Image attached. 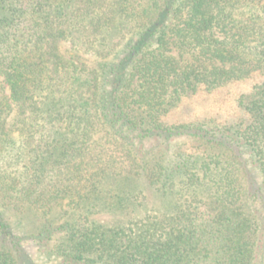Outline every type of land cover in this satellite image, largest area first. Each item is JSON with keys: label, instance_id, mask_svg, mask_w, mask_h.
I'll use <instances>...</instances> for the list:
<instances>
[{"label": "trees", "instance_id": "obj_1", "mask_svg": "<svg viewBox=\"0 0 264 264\" xmlns=\"http://www.w3.org/2000/svg\"><path fill=\"white\" fill-rule=\"evenodd\" d=\"M0 264H264V0H0Z\"/></svg>", "mask_w": 264, "mask_h": 264}, {"label": "rangeland", "instance_id": "obj_2", "mask_svg": "<svg viewBox=\"0 0 264 264\" xmlns=\"http://www.w3.org/2000/svg\"><path fill=\"white\" fill-rule=\"evenodd\" d=\"M26 247L28 248V251H29L33 256H35V251H36V245H35V242H34V241H29V242L26 244Z\"/></svg>", "mask_w": 264, "mask_h": 264}]
</instances>
